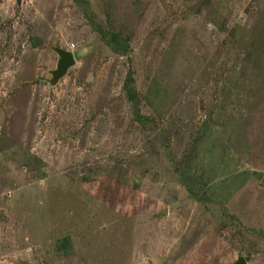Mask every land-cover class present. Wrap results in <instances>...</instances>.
<instances>
[{
  "label": "rangeland",
  "instance_id": "obj_1",
  "mask_svg": "<svg viewBox=\"0 0 264 264\" xmlns=\"http://www.w3.org/2000/svg\"><path fill=\"white\" fill-rule=\"evenodd\" d=\"M88 1L131 61L72 0H0V264H264V0ZM53 47L75 65L50 87ZM129 70L141 98L164 87L156 127L131 119ZM209 117L228 173L259 175L223 203L174 170Z\"/></svg>",
  "mask_w": 264,
  "mask_h": 264
},
{
  "label": "trees",
  "instance_id": "obj_2",
  "mask_svg": "<svg viewBox=\"0 0 264 264\" xmlns=\"http://www.w3.org/2000/svg\"><path fill=\"white\" fill-rule=\"evenodd\" d=\"M72 2L82 12L83 17L93 31L110 48L111 52L120 57L126 56V59L131 61L128 58V55L131 53L129 39L114 31L108 21H103L100 18L96 19L88 0H72ZM29 40L33 47H40L44 42L40 38L34 37L29 38ZM121 90L125 101L129 104L127 105L130 107L133 122L142 129H146L148 126L156 127L158 119H161L163 116L162 112L166 97L163 85L154 79L147 87L145 95L141 98L136 89L132 71L129 70L123 80ZM220 110L223 114L224 110L221 108ZM213 132L219 133L211 124V117H209L200 126L199 130L195 132L192 137L193 141L188 142L189 147L174 168L180 184L186 189L192 199L200 203L226 202L247 179L259 178L257 173L248 171L237 175H233L232 172L228 173L227 163L219 156L220 154L215 155L213 153V138L210 137L213 135ZM34 160L39 161L36 158ZM224 174L227 176L223 177ZM230 176L237 177L230 179L231 182L240 181L238 187L235 190H231L227 184L225 188L227 193H220L221 186L229 182L228 177ZM69 244V238L57 240L55 252H61L62 248Z\"/></svg>",
  "mask_w": 264,
  "mask_h": 264
},
{
  "label": "water",
  "instance_id": "obj_3",
  "mask_svg": "<svg viewBox=\"0 0 264 264\" xmlns=\"http://www.w3.org/2000/svg\"><path fill=\"white\" fill-rule=\"evenodd\" d=\"M52 52L57 56V60L55 68L48 72L50 75V79L48 80L50 87L55 86L62 78L67 75L69 69L75 65V58L71 51L61 47H53ZM261 183L264 184V178H262ZM231 264H247V262L245 258L238 256Z\"/></svg>",
  "mask_w": 264,
  "mask_h": 264
}]
</instances>
